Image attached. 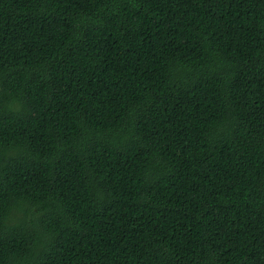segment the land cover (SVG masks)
<instances>
[{
    "label": "trees",
    "instance_id": "obj_1",
    "mask_svg": "<svg viewBox=\"0 0 264 264\" xmlns=\"http://www.w3.org/2000/svg\"><path fill=\"white\" fill-rule=\"evenodd\" d=\"M0 264H264V0H0Z\"/></svg>",
    "mask_w": 264,
    "mask_h": 264
}]
</instances>
